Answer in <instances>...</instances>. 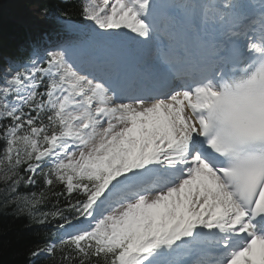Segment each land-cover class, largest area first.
<instances>
[{
	"label": "snow or ice",
	"instance_id": "obj_1",
	"mask_svg": "<svg viewBox=\"0 0 264 264\" xmlns=\"http://www.w3.org/2000/svg\"><path fill=\"white\" fill-rule=\"evenodd\" d=\"M79 9L0 74V204L56 222L29 264H264V0Z\"/></svg>",
	"mask_w": 264,
	"mask_h": 264
},
{
	"label": "trees",
	"instance_id": "obj_2",
	"mask_svg": "<svg viewBox=\"0 0 264 264\" xmlns=\"http://www.w3.org/2000/svg\"><path fill=\"white\" fill-rule=\"evenodd\" d=\"M43 9H47V15ZM62 12L79 22V0H0V74L7 66V57L24 61L45 32L59 31L62 24L57 18ZM20 191L39 189L21 187ZM55 223L48 227L32 224L27 216L14 215V206L0 204V264H29L28 252L45 241ZM36 264L54 262L41 257Z\"/></svg>",
	"mask_w": 264,
	"mask_h": 264
},
{
	"label": "bare ground",
	"instance_id": "obj_3",
	"mask_svg": "<svg viewBox=\"0 0 264 264\" xmlns=\"http://www.w3.org/2000/svg\"><path fill=\"white\" fill-rule=\"evenodd\" d=\"M128 67H129V62H128V64H127L126 70H127ZM129 68H130V70L132 71V73L135 74V69H134V67H133V66H130Z\"/></svg>",
	"mask_w": 264,
	"mask_h": 264
}]
</instances>
